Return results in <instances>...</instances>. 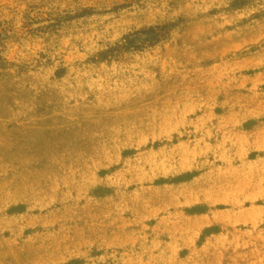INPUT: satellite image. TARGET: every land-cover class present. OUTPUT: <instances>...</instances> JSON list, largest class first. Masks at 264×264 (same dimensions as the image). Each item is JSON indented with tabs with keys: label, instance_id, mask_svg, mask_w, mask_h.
Returning a JSON list of instances; mask_svg holds the SVG:
<instances>
[{
	"label": "rangeland",
	"instance_id": "374dc122",
	"mask_svg": "<svg viewBox=\"0 0 264 264\" xmlns=\"http://www.w3.org/2000/svg\"><path fill=\"white\" fill-rule=\"evenodd\" d=\"M0 264H264V0H0Z\"/></svg>",
	"mask_w": 264,
	"mask_h": 264
}]
</instances>
